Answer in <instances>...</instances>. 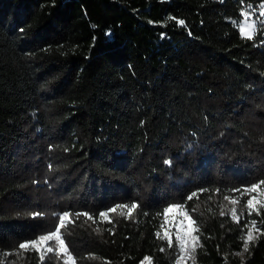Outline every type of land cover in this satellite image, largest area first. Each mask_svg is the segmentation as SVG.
<instances>
[{
	"label": "trees",
	"instance_id": "trees-1",
	"mask_svg": "<svg viewBox=\"0 0 264 264\" xmlns=\"http://www.w3.org/2000/svg\"><path fill=\"white\" fill-rule=\"evenodd\" d=\"M263 5L0 0V264H174L169 206L195 264H264V22L238 28Z\"/></svg>",
	"mask_w": 264,
	"mask_h": 264
},
{
	"label": "snow or ice",
	"instance_id": "snow-or-ice-1",
	"mask_svg": "<svg viewBox=\"0 0 264 264\" xmlns=\"http://www.w3.org/2000/svg\"><path fill=\"white\" fill-rule=\"evenodd\" d=\"M262 16H264V12L261 13ZM180 23L182 24L183 21H180ZM252 25L248 26V29L246 30L245 27H240V32L241 33H246L247 34V38L251 39L252 38ZM166 164H169L170 161H165ZM259 187V185L257 184H253L251 187L247 188L245 191L248 193H254L257 191V188ZM243 194V193H242ZM191 197H189L190 199ZM225 199H228L227 197H225ZM237 201L233 200L232 203L235 204ZM260 204V207H264V201H260L258 202ZM118 207H127L126 205H120ZM137 207V204L133 203L131 205V208H129V215H131V211L132 209H135ZM247 208L249 209V214H251L252 211H257V214H259L258 210L256 209V207L254 206V200L253 199H249L247 200ZM111 212H115L116 211V207H113L112 209H110ZM179 211V209L175 206H169L166 207L164 209V217H165V222H167V218H168V214L169 213H173V212H177ZM233 215H235V209L232 210ZM79 215V213H78ZM100 217H104L107 218V212L105 211H101L99 213ZM180 215H184L185 219L188 221V226H186L183 230V232H181V230L178 228L177 232H176V241L178 243L179 246V251L180 253H185L189 250L194 251V248L192 247L196 242H197V237L193 234L194 232H198L199 229L198 228H193L191 227V225H193L195 223V221L190 220L187 215L183 212H180ZM69 217V213L65 212L64 214L59 216V220L61 222V225H63V223L65 222V220ZM92 217H89V219H91ZM251 225L255 226L256 225V221L253 220L250 222ZM253 231H254V227H249L248 229V233L247 236L244 238V251L247 252L248 251V245L250 242H252L255 237L253 236ZM60 233V228L57 227L55 229V232L50 233L49 235H40L38 237V239H35L33 241H31V247L36 248L38 245H42L45 242L48 241H55L60 249V251H66L65 248V243L63 241V239H61V236L59 235ZM29 243H21L19 245V247L21 249H27L29 248ZM169 246H171V241H169ZM47 250L49 252L52 251L51 247H48Z\"/></svg>",
	"mask_w": 264,
	"mask_h": 264
},
{
	"label": "rangeland",
	"instance_id": "rangeland-1",
	"mask_svg": "<svg viewBox=\"0 0 264 264\" xmlns=\"http://www.w3.org/2000/svg\"><path fill=\"white\" fill-rule=\"evenodd\" d=\"M262 12H264V5H263V7H261V9L258 11L257 14H253L251 12H244L243 13L242 20L238 22V28L240 29V27L243 26L247 30L248 29V26L249 25H252L253 27L251 29V32L253 33V30H254V27H255V24H256V20L259 19L260 21L264 22V16L261 15ZM242 34L245 35V36H247L246 33H242ZM249 199H253L254 200V206L256 208H257V206L260 205L258 202L264 201L263 195L261 194L259 187L257 188V191L256 192L251 193V196H250ZM68 220H69V218H67L64 223H66ZM186 221L187 220L185 219V216L184 215H180V210L177 211V212L169 213L168 214V218H167V222H166L168 232L177 231L178 228L181 230V232H183L184 228L186 227ZM192 226H193V228H195L194 225H192ZM251 227H254L253 236L255 237L256 234H257V232H256V228L257 227H256V225L255 226L251 225ZM193 234L196 236L195 232ZM45 235H49V234H45ZM246 236H247V234H246ZM51 242L52 241H48V242H45L42 245H38L36 247V249H38L42 253L49 252L47 250V248L48 247H51L50 246V243ZM30 245H31V242H30ZM198 246H199V241L197 240L196 247L194 248V252H193V257H192V259L187 260V262H186L187 264H195V261H196L195 260V251H196V248ZM179 253H180V251H179ZM238 255L241 258H244L245 257L244 246H243L242 250H240L238 252ZM179 256H180V254L178 255L177 259L179 258ZM177 259H176V261H175L174 264H176ZM145 262H147V261H145ZM140 264H142V263H140Z\"/></svg>",
	"mask_w": 264,
	"mask_h": 264
},
{
	"label": "bare ground",
	"instance_id": "bare-ground-1",
	"mask_svg": "<svg viewBox=\"0 0 264 264\" xmlns=\"http://www.w3.org/2000/svg\"><path fill=\"white\" fill-rule=\"evenodd\" d=\"M186 226H188V221H186ZM191 227H193V226L191 225ZM192 247L195 248V247H196V243H195ZM193 252H194V251L189 250V251H187V252H185V253H180V256H179V258L177 259L176 264H187V263H186L187 260L192 259V257H193Z\"/></svg>",
	"mask_w": 264,
	"mask_h": 264
},
{
	"label": "built area",
	"instance_id": "built-area-1",
	"mask_svg": "<svg viewBox=\"0 0 264 264\" xmlns=\"http://www.w3.org/2000/svg\"><path fill=\"white\" fill-rule=\"evenodd\" d=\"M146 261L148 262V259H146Z\"/></svg>",
	"mask_w": 264,
	"mask_h": 264
},
{
	"label": "water",
	"instance_id": "water-1",
	"mask_svg": "<svg viewBox=\"0 0 264 264\" xmlns=\"http://www.w3.org/2000/svg\"><path fill=\"white\" fill-rule=\"evenodd\" d=\"M198 240V239H197Z\"/></svg>",
	"mask_w": 264,
	"mask_h": 264
}]
</instances>
